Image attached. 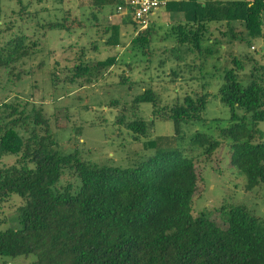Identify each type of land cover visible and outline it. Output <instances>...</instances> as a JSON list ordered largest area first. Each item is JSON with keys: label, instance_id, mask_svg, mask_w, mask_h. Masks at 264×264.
<instances>
[{"label": "trees", "instance_id": "16d2710c", "mask_svg": "<svg viewBox=\"0 0 264 264\" xmlns=\"http://www.w3.org/2000/svg\"><path fill=\"white\" fill-rule=\"evenodd\" d=\"M17 2L23 18L59 11L62 18L46 21L41 29L70 36L85 24L103 29V19L116 15L120 4L118 0H36L44 7L34 10L22 0ZM166 10L183 15L172 27L175 45L169 50L181 55L174 59L172 83L192 69L187 62L198 53L219 55L222 47L226 51L227 45L237 43L254 48L264 39V0L169 1ZM79 12L80 16L75 14ZM13 27L7 20L0 32ZM122 28L131 35L133 50L151 57L158 34L155 22L151 19L150 26L141 30L131 19H122L103 29L102 45L115 51L114 56L93 60L89 54L100 52L97 42L82 47L72 67H65L68 77L54 76L53 84L84 89L109 76L119 65L117 52L125 40ZM14 36L0 46V70H11L31 58L38 46L37 42L27 45L29 36ZM205 41L208 48L202 47ZM232 49L216 95L229 109V119L205 118L209 106L205 92L162 106L164 90L150 87L126 106L118 100L110 104L120 110L117 124L131 132L134 141L147 140L145 149L156 151L134 167L100 164L84 158L79 150L63 155L54 134L58 127L54 114L20 98L1 104L0 157L17 161L0 166V210L15 197L25 203L17 209L19 227L0 230V264L21 258L34 264H264V218L247 206L235 203L233 197L228 210L222 209L227 229L206 213L194 215L201 181L197 164L211 160L223 147L228 148L230 166L243 178L246 193L264 198V66ZM131 64H126L128 70ZM129 74L123 73L119 84L132 90L136 83ZM143 104L152 105V121L139 118ZM157 121L171 122L173 135L152 139ZM189 140L191 144L185 145ZM2 223L6 219H0Z\"/></svg>", "mask_w": 264, "mask_h": 264}, {"label": "rangeland", "instance_id": "374dc122", "mask_svg": "<svg viewBox=\"0 0 264 264\" xmlns=\"http://www.w3.org/2000/svg\"><path fill=\"white\" fill-rule=\"evenodd\" d=\"M22 1L25 5H31L34 10L44 7L47 2L38 5L36 0ZM76 6L77 4L74 8ZM20 9L17 0H0V29H3V23L7 20L12 21L14 26L10 32L3 34L0 32V46H4L6 41L15 37L16 34L29 36L27 45L37 42L38 46L34 48L31 58L14 65L11 70H0V105L20 98L43 106L48 113L54 114L57 120L58 127L54 134L63 155L79 150L84 158L104 165L121 168L134 167L156 153L155 150L144 148L147 140L134 141L132 133L117 124L120 110L115 107L111 108L112 102L118 100L126 106L142 94L144 89L150 87L157 89L158 92L164 90L161 93L162 106L173 105L175 98L183 99L188 94L205 92L209 97L205 118L226 120L230 117V111L216 95L223 84L224 71L230 61L227 54L231 53L234 47L239 57L248 54L264 66V39L257 41L254 48L237 43L233 47L227 45L226 51L225 47H222L219 55L207 56L205 53L202 55L198 53L196 59L187 62L190 63L192 69L184 70V73L178 75L177 83H172L174 77L171 73L176 70L174 63L181 55L169 50L175 45L173 25L162 20L164 26L160 29V34L155 36L156 45H153L151 57H144L133 50L130 45L131 35L124 31L125 28H122L125 40L117 52L119 65L113 68L109 76L96 85L84 89L64 85L63 82L54 85L52 81L54 76L62 80L68 77L70 73L65 70V67L68 69L72 67L73 60L82 47L88 48L97 42L100 52L89 54L93 60H104L109 55L114 56L115 51L110 52L102 45L103 29L104 26L120 24L122 19L104 18L101 30L92 29L91 25L85 24V27L70 36L65 32L46 33L41 29V25L46 21L61 19L62 14H58L59 11L44 12L34 19L30 16L24 18L19 16ZM164 12L166 14V8L160 9L152 20L157 23ZM8 14L12 17H8ZM75 14L80 16L81 13ZM127 28L132 30V27ZM212 30L215 31V37H219L215 27ZM208 46L206 41L202 45L203 48H208ZM128 63H132L131 70L126 68ZM126 72L130 73V77L136 83L132 90L126 85L119 84L120 77ZM14 76L19 77L17 81ZM140 108L139 118L152 121V105L143 104ZM173 131L174 127L171 122L157 121L151 138L172 136ZM189 139L191 140V137ZM190 140L185 145H190ZM16 161L15 157H0V166H10ZM197 172L201 181L194 202L196 217L206 213L218 226L227 229L226 216L222 209L227 208L228 210V207L235 201L237 204L247 206L257 216L264 218V198L257 193H246L243 178L236 175L237 170L230 166L228 148L220 149L209 161L198 162ZM233 197L234 201H232ZM15 198L11 204H6L3 210H0V219H6V223L0 224V230L19 227L17 209L25 202L20 198L21 201ZM29 259L36 260L34 256ZM10 264L34 263L21 258Z\"/></svg>", "mask_w": 264, "mask_h": 264}, {"label": "built area", "instance_id": "2783aa9c", "mask_svg": "<svg viewBox=\"0 0 264 264\" xmlns=\"http://www.w3.org/2000/svg\"><path fill=\"white\" fill-rule=\"evenodd\" d=\"M116 15L111 18L131 19L141 30H146L153 16L166 8L170 0H118Z\"/></svg>", "mask_w": 264, "mask_h": 264}, {"label": "crops", "instance_id": "0c3cea01", "mask_svg": "<svg viewBox=\"0 0 264 264\" xmlns=\"http://www.w3.org/2000/svg\"><path fill=\"white\" fill-rule=\"evenodd\" d=\"M179 1H184V0H170V2H179ZM199 1H203V0H199ZM252 1V0H251ZM167 11V10H166ZM157 15V14H156ZM183 19V15L181 13H177V12H169L167 11L166 14L165 12L159 17L157 23L155 22V27L158 31V35L160 34V29L162 28V26H164L163 22H169V24L171 23L172 25H174V23H178L181 22ZM163 20V22H162ZM153 21V20H152ZM154 22V21H153ZM157 35V36H158Z\"/></svg>", "mask_w": 264, "mask_h": 264}]
</instances>
